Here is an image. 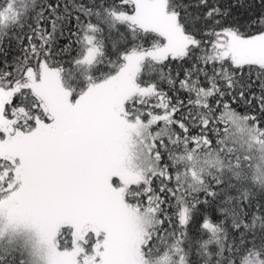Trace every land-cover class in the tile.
<instances>
[{"label": "snow or ice", "instance_id": "6c2138e0", "mask_svg": "<svg viewBox=\"0 0 264 264\" xmlns=\"http://www.w3.org/2000/svg\"><path fill=\"white\" fill-rule=\"evenodd\" d=\"M0 0V264H264V0Z\"/></svg>", "mask_w": 264, "mask_h": 264}, {"label": "trees", "instance_id": "16d2710c", "mask_svg": "<svg viewBox=\"0 0 264 264\" xmlns=\"http://www.w3.org/2000/svg\"><path fill=\"white\" fill-rule=\"evenodd\" d=\"M246 3H252L254 10H258L259 0H246Z\"/></svg>", "mask_w": 264, "mask_h": 264}]
</instances>
